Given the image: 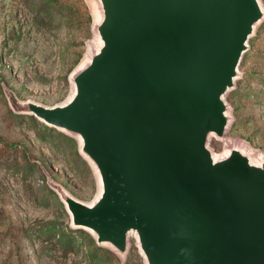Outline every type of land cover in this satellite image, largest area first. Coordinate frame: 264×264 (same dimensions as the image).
<instances>
[{"label": "water", "instance_id": "1", "mask_svg": "<svg viewBox=\"0 0 264 264\" xmlns=\"http://www.w3.org/2000/svg\"><path fill=\"white\" fill-rule=\"evenodd\" d=\"M89 1L94 42L68 98L4 90L13 113L75 138L95 174L90 203L49 184L71 228L123 259L134 239L144 264H264V155L225 141L261 1Z\"/></svg>", "mask_w": 264, "mask_h": 264}, {"label": "rangeland", "instance_id": "2", "mask_svg": "<svg viewBox=\"0 0 264 264\" xmlns=\"http://www.w3.org/2000/svg\"><path fill=\"white\" fill-rule=\"evenodd\" d=\"M94 23L89 0H0V264H144L134 239L123 259L71 228L49 184L90 203L95 174L75 138L13 113L4 93L49 107L64 102L69 76L94 42ZM248 44L236 88L226 96L233 121L225 141L263 156L264 20ZM209 142L224 152L225 142Z\"/></svg>", "mask_w": 264, "mask_h": 264}]
</instances>
